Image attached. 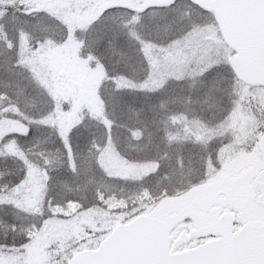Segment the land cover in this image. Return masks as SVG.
<instances>
[{
  "label": "snow or ice",
  "instance_id": "6c2138e0",
  "mask_svg": "<svg viewBox=\"0 0 264 264\" xmlns=\"http://www.w3.org/2000/svg\"><path fill=\"white\" fill-rule=\"evenodd\" d=\"M0 264H264V0H0Z\"/></svg>",
  "mask_w": 264,
  "mask_h": 264
}]
</instances>
